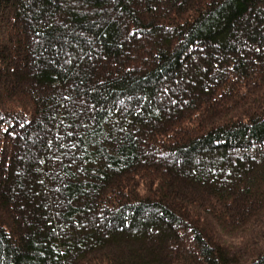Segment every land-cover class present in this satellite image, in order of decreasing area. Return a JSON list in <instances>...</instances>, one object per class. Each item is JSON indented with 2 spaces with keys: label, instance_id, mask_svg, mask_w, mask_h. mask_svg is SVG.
<instances>
[{
  "label": "trees",
  "instance_id": "obj_1",
  "mask_svg": "<svg viewBox=\"0 0 264 264\" xmlns=\"http://www.w3.org/2000/svg\"><path fill=\"white\" fill-rule=\"evenodd\" d=\"M0 264H264V0H0Z\"/></svg>",
  "mask_w": 264,
  "mask_h": 264
}]
</instances>
